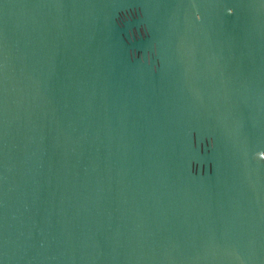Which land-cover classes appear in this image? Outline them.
I'll list each match as a JSON object with an SVG mask.
<instances>
[{
  "label": "water",
  "instance_id": "1",
  "mask_svg": "<svg viewBox=\"0 0 264 264\" xmlns=\"http://www.w3.org/2000/svg\"><path fill=\"white\" fill-rule=\"evenodd\" d=\"M0 264H264V0H0Z\"/></svg>",
  "mask_w": 264,
  "mask_h": 264
}]
</instances>
